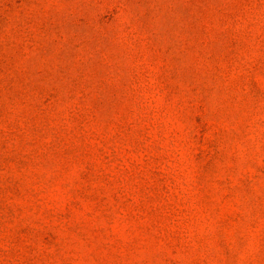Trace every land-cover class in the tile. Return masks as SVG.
<instances>
[{
  "label": "rangeland",
  "instance_id": "rangeland-1",
  "mask_svg": "<svg viewBox=\"0 0 264 264\" xmlns=\"http://www.w3.org/2000/svg\"><path fill=\"white\" fill-rule=\"evenodd\" d=\"M0 264H264V0H0Z\"/></svg>",
  "mask_w": 264,
  "mask_h": 264
}]
</instances>
